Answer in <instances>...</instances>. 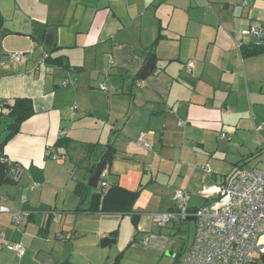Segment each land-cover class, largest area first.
Returning a JSON list of instances; mask_svg holds the SVG:
<instances>
[{"label":"crops","instance_id":"obj_1","mask_svg":"<svg viewBox=\"0 0 264 264\" xmlns=\"http://www.w3.org/2000/svg\"><path fill=\"white\" fill-rule=\"evenodd\" d=\"M245 1L0 0V102L34 105L0 157L24 166L0 185V203L29 212L20 224L0 213V264H184L196 209L264 152V53L238 47L259 40L242 30H264V0ZM2 109L0 143L10 121ZM108 144L110 185L139 191L129 212L91 209L106 190L89 181ZM68 156L77 169L65 168ZM78 182L90 187L79 194ZM179 189L190 215L160 226L155 213L174 211ZM17 243L21 257L8 248Z\"/></svg>","mask_w":264,"mask_h":264},{"label":"built area","instance_id":"obj_2","mask_svg":"<svg viewBox=\"0 0 264 264\" xmlns=\"http://www.w3.org/2000/svg\"><path fill=\"white\" fill-rule=\"evenodd\" d=\"M242 2H246L242 0ZM263 28L252 26L242 30L243 34H255L259 39L263 36ZM241 42L238 43L240 48ZM9 57L14 61H24L25 53L13 51ZM190 67L194 61L189 63ZM68 83L65 80L63 84ZM100 89H107L105 83L99 84ZM62 135L65 131L61 132ZM222 133V137H226ZM140 144L153 147L147 143L145 134L138 138ZM47 154L53 159L60 155L55 147H49ZM10 166V174L14 181H18L24 171V166L6 157H2ZM206 173L212 171L209 165L203 166ZM107 172L101 174L100 186L108 185ZM38 184H35L36 187ZM214 199L198 207L194 213L196 229L194 238L184 253V264H260L264 256V164L263 166L238 170L230 180L217 188L212 194ZM176 208L174 211L158 212L154 217L156 222L165 227L174 218L182 220L190 215L189 199L185 190H176L174 194ZM11 213L15 224H20L23 216L28 215L26 210H11L7 205L0 203V213ZM3 232H0V236ZM8 248L14 250L17 257L25 252L21 243L9 244Z\"/></svg>","mask_w":264,"mask_h":264},{"label":"trees","instance_id":"obj_3","mask_svg":"<svg viewBox=\"0 0 264 264\" xmlns=\"http://www.w3.org/2000/svg\"><path fill=\"white\" fill-rule=\"evenodd\" d=\"M4 27V17L0 13V37L1 29ZM241 52L243 56H254L264 53V36H262L257 42L250 44H243L241 46ZM54 62L68 66V64L63 63V58H55ZM63 63V64H62ZM0 105L3 107L2 111L10 118V121L7 123L8 134L4 141L0 143V157L3 155V147L7 140L12 137L15 133L20 131L21 126L25 120L30 118L34 114V105L32 99L28 97H17L11 100H2ZM115 148L112 144L105 146L101 160L93 168L96 170L97 166L103 161H106V164L110 163L114 157ZM108 185L106 190L102 193L95 194L94 205L91 209L99 208L105 212H117V211H131L132 205L138 195L139 191L130 192L124 188L117 186L116 184H111L106 177ZM6 183H15L11 174L10 166L0 158V185ZM88 184L83 182H78L75 188V191L79 194H82L84 189L88 187ZM90 187V186H89ZM103 189V188H102ZM101 189V190H102ZM104 193V194H103ZM60 264H72L69 260H66Z\"/></svg>","mask_w":264,"mask_h":264},{"label":"water","instance_id":"obj_4","mask_svg":"<svg viewBox=\"0 0 264 264\" xmlns=\"http://www.w3.org/2000/svg\"><path fill=\"white\" fill-rule=\"evenodd\" d=\"M153 68H154V64H153L152 59H150V60L147 62L146 66H145V68H144V70H143V72H142V74H141V77H142V78H145V77L149 74L150 70L153 69ZM104 166H105V161H103V162L97 167L96 172L94 173V175L91 177V179H90V181H89V184H90L91 186H93V187H97V185H98V183H99V180H100V178H101V174H102V172H103V170H104ZM110 241H111V240H110L109 237L103 238V239L101 240L102 246H106ZM263 261H264V256H263Z\"/></svg>","mask_w":264,"mask_h":264},{"label":"rangeland","instance_id":"obj_5","mask_svg":"<svg viewBox=\"0 0 264 264\" xmlns=\"http://www.w3.org/2000/svg\"><path fill=\"white\" fill-rule=\"evenodd\" d=\"M69 156L66 158L67 165H66L65 168H67V166H68L72 170L77 169L76 166H75V163H74L73 159L71 157H69ZM52 160H54L55 162L58 161L56 159H52ZM62 161L63 160H61L59 162H62ZM263 164H264V152L260 156H257V157L252 158L251 161L249 163H247L248 167H254L256 165H260V166L262 165L263 166ZM65 168H63V170ZM187 224H188L187 232L190 233V234H192L194 228L196 227L195 226L196 225V222H195V220H191V221H188ZM262 229L264 230V225L262 226ZM263 240H264V238H263ZM260 264H263L262 263V260L260 261Z\"/></svg>","mask_w":264,"mask_h":264}]
</instances>
